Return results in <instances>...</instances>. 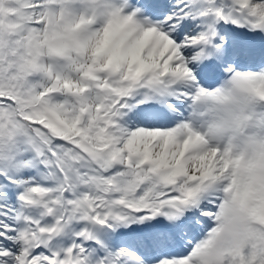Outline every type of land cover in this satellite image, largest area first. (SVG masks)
<instances>
[{
  "label": "snow or ice",
  "instance_id": "obj_1",
  "mask_svg": "<svg viewBox=\"0 0 264 264\" xmlns=\"http://www.w3.org/2000/svg\"><path fill=\"white\" fill-rule=\"evenodd\" d=\"M0 264H264V0H0Z\"/></svg>",
  "mask_w": 264,
  "mask_h": 264
}]
</instances>
